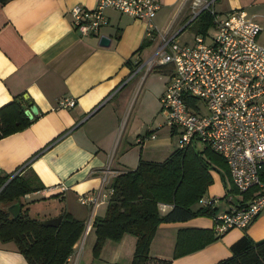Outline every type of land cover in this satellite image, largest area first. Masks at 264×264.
Returning <instances> with one entry per match:
<instances>
[{"label":"crops","instance_id":"obj_1","mask_svg":"<svg viewBox=\"0 0 264 264\" xmlns=\"http://www.w3.org/2000/svg\"><path fill=\"white\" fill-rule=\"evenodd\" d=\"M98 1L0 0V108L21 96L26 109L34 104L39 108L29 126L0 138V174H15L22 168L21 173L40 187L21 196V210L27 207L29 215L39 219L68 212L87 223L85 234L92 229L95 241L93 220L108 211L105 198L110 197L113 177L136 169L141 159L160 162L174 151L170 147L174 131L161 106L173 67L158 66L145 79L144 70L136 71L139 61L157 51L161 36H148L145 21L113 7L106 9L107 26L94 35L80 33L73 25L72 6L82 4L90 10ZM159 1L157 27L179 31L178 39L185 44L188 41H181L180 35L186 27L192 28L190 3ZM217 2L223 14L244 8L259 21L258 39L264 43V0ZM102 35L112 38L107 46L100 43ZM70 97L76 99L74 106H63ZM213 165L214 181L201 199L215 198L216 214L252 199L256 190L244 201L248 191H230L234 183L228 166ZM87 192L99 199L82 203ZM201 199L193 209L206 206ZM167 204L162 211L171 209ZM215 221L207 213L160 223L151 256L171 259L170 264H217L232 256L234 242L244 234L254 241L264 238V209L247 228L233 227L219 237ZM133 235L125 234L116 244L119 252L127 242L136 247ZM119 255L111 261L121 263ZM0 264L30 262L15 240L0 236Z\"/></svg>","mask_w":264,"mask_h":264},{"label":"built area","instance_id":"obj_2","mask_svg":"<svg viewBox=\"0 0 264 264\" xmlns=\"http://www.w3.org/2000/svg\"><path fill=\"white\" fill-rule=\"evenodd\" d=\"M185 1L193 9L190 23L202 10L213 14L212 34L210 30L199 32L194 44L180 43L179 31L169 33L157 27L159 0H99L90 10L82 4L72 6L71 13L73 25L88 36L107 26L108 7L145 21L148 36H161L157 51L139 61L136 71L144 70L145 79L152 69L172 65L161 106L166 123L174 133L179 132V147L202 141L224 158L238 191L256 190L246 203H234L214 216L215 231L221 235L233 227L247 228L264 209V43L258 39L262 26L244 8L223 14L215 5L217 0ZM75 103L70 97L63 106ZM104 183L107 185L106 176ZM98 199L87 192L80 200L88 203ZM216 201L212 197L201 199L204 205ZM167 206L161 204L163 209Z\"/></svg>","mask_w":264,"mask_h":264},{"label":"trees","instance_id":"obj_3","mask_svg":"<svg viewBox=\"0 0 264 264\" xmlns=\"http://www.w3.org/2000/svg\"><path fill=\"white\" fill-rule=\"evenodd\" d=\"M214 23L213 14L202 10L198 18L191 21L196 33L207 31ZM188 24V25H189ZM23 97L6 103L0 108V138L26 128L33 119L25 114ZM208 155L206 156V152ZM164 161L141 159L136 169L117 173L112 180L108 211L93 220L98 238L94 246L95 255L102 251L107 239L115 240L131 233L137 236L132 264H170L171 259H161L150 254V245L157 227L167 221L189 220L196 214L212 213L216 209L212 203L193 209V204L204 195L214 178L211 169L215 165L228 166L220 153L206 148L199 151L194 143L187 147H177ZM0 174V236L4 241L15 240L30 264H69L87 223L63 214L59 227L42 225L39 218L31 217L28 208H22L18 217L5 209L10 201H21V196L33 192L40 186L22 173ZM230 174V173H229ZM264 180V167L261 170ZM231 192H240L233 184ZM255 191L245 193L244 201ZM172 207L162 211L161 204ZM246 202H241L243 204ZM24 203H21V207ZM216 237L218 233L215 231ZM210 240V239H209ZM208 242V241H207ZM205 246V242L202 244ZM217 264H264V238L254 241L247 233L234 242L232 256Z\"/></svg>","mask_w":264,"mask_h":264},{"label":"rangeland","instance_id":"obj_4","mask_svg":"<svg viewBox=\"0 0 264 264\" xmlns=\"http://www.w3.org/2000/svg\"><path fill=\"white\" fill-rule=\"evenodd\" d=\"M215 5L219 9L221 8L219 6L218 2ZM162 30H165V29H162ZM209 30H210L209 33L212 34L214 29L212 27ZM196 36L197 35L194 33L192 28L186 27V29L180 35V40L181 41H186L187 40L189 43L194 44ZM262 38H263V36H262ZM171 138H172L173 142L171 143L170 147H171V151H173L179 146V143H180V141L178 139L179 138V132L172 133L171 134ZM194 145L197 147V149L199 151H202V150L206 149V144L203 143L202 141H195ZM207 155H208V152H206V156ZM231 181H232V179L229 178L228 181H227V184L229 182L230 185H231ZM111 195L112 194L110 193L109 194L110 197L109 198H105V200H107L109 202L110 198H112ZM219 197H217V198H219ZM105 213H106V211H105ZM105 213H104V215H105ZM93 232L94 231L92 229H90V228H89V230L87 231L86 234H85V231H84V233L82 235L83 238H81L79 240V242L77 244V247H76V252L73 254L72 260L69 262V264H132L133 263L134 253H135V250H137V248L135 247L134 244L132 246L133 249L130 248L131 244H129V242L123 244L124 249L121 250L120 252H119V248H117V245L120 242H122L121 239H123V237H121L119 239L111 240L109 242V244L108 243H104L102 245V251H100L99 255L96 256L95 252H94L95 251L94 246H95V242H96L95 241V237L96 236H94ZM117 253H120V255L118 257V259H120V260H118V261H120L121 263H117V262L115 263V262L111 261L112 258Z\"/></svg>","mask_w":264,"mask_h":264},{"label":"water","instance_id":"obj_5","mask_svg":"<svg viewBox=\"0 0 264 264\" xmlns=\"http://www.w3.org/2000/svg\"><path fill=\"white\" fill-rule=\"evenodd\" d=\"M112 38L108 35H102L100 43L103 46H107L110 44ZM38 107L37 105H31V108L26 109L25 113L26 115L31 119L35 116V114L38 112ZM8 211H10L13 216L18 217L21 213V204L20 201H13L9 204L8 208H6ZM63 218V214L59 215L57 217H49L48 219H40V222L42 225L49 226V225H54L55 227H59L61 225Z\"/></svg>","mask_w":264,"mask_h":264}]
</instances>
